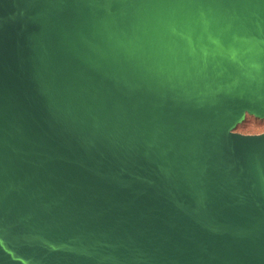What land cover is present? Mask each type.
I'll list each match as a JSON object with an SVG mask.
<instances>
[{
  "label": "water",
  "instance_id": "obj_1",
  "mask_svg": "<svg viewBox=\"0 0 264 264\" xmlns=\"http://www.w3.org/2000/svg\"><path fill=\"white\" fill-rule=\"evenodd\" d=\"M264 0H0V264H264Z\"/></svg>",
  "mask_w": 264,
  "mask_h": 264
},
{
  "label": "rangeland",
  "instance_id": "obj_2",
  "mask_svg": "<svg viewBox=\"0 0 264 264\" xmlns=\"http://www.w3.org/2000/svg\"><path fill=\"white\" fill-rule=\"evenodd\" d=\"M235 132L242 134H260L264 132V120L246 116L244 122L235 128Z\"/></svg>",
  "mask_w": 264,
  "mask_h": 264
}]
</instances>
